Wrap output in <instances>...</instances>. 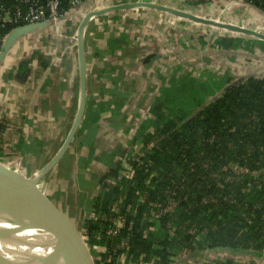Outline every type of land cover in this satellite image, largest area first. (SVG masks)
Listing matches in <instances>:
<instances>
[{
	"label": "crops",
	"instance_id": "1",
	"mask_svg": "<svg viewBox=\"0 0 264 264\" xmlns=\"http://www.w3.org/2000/svg\"><path fill=\"white\" fill-rule=\"evenodd\" d=\"M189 2L194 1L184 5ZM229 2L195 0L193 6L237 4ZM125 3L130 0H86L55 23L18 34L0 61V124L6 127L0 133V166L12 176L32 179L25 185L34 181L33 191L51 224L43 237L53 249L68 250L66 233L77 230L88 250L103 254V246L90 245L87 230L78 224L97 214L95 202L116 187L142 117L173 77L187 75L179 74L178 58L190 57L188 43L199 42L191 36L198 28L194 23L143 9L101 14L82 29L88 14ZM248 10L264 24L260 13ZM164 62L175 64L174 74L167 76ZM115 167L119 170L103 181ZM122 201L118 195L111 212L120 210ZM170 254V264L215 259L207 251ZM225 256L238 264H264V255Z\"/></svg>",
	"mask_w": 264,
	"mask_h": 264
},
{
	"label": "trees",
	"instance_id": "2",
	"mask_svg": "<svg viewBox=\"0 0 264 264\" xmlns=\"http://www.w3.org/2000/svg\"><path fill=\"white\" fill-rule=\"evenodd\" d=\"M32 1L44 5L47 0ZM70 1L60 0L61 15L70 12ZM245 1L264 13V0ZM17 2L3 0L0 7L13 9ZM19 7L27 11L26 5ZM25 26L15 18L0 24V50L11 34ZM256 40V45L264 46ZM241 44L239 39L221 38L212 47L226 55L242 49L252 52ZM163 92L142 117L138 138H133L142 149L126 159L129 178L94 204L97 214L114 216L111 205L122 195L119 214L125 229L109 239L104 235L106 224L101 229L85 225L88 243L108 251L96 256L97 264H113V252L126 253L136 263L155 256L156 264H170L171 251H207L215 257L208 264H238L225 256L229 253L262 257L264 76L173 77ZM5 129L0 124V133ZM118 170L113 168L102 180L107 182ZM143 218H155L157 224L141 225ZM116 244L126 247L116 249Z\"/></svg>",
	"mask_w": 264,
	"mask_h": 264
},
{
	"label": "water",
	"instance_id": "3",
	"mask_svg": "<svg viewBox=\"0 0 264 264\" xmlns=\"http://www.w3.org/2000/svg\"><path fill=\"white\" fill-rule=\"evenodd\" d=\"M131 9L156 10L173 17L217 26L232 33H240L264 41V34L252 30L221 23L217 25L213 21L200 19L189 12L185 13L163 5L141 2L115 5L98 12H92L85 18L82 29L90 20L101 14ZM38 25L25 26L11 34L0 50V61L18 34L28 29H34ZM80 35L82 36V34ZM81 56H83L82 53ZM29 180L32 179L22 180L17 176H12L0 166V248L7 264H61L56 253L61 256L63 264H97L96 256L83 244L84 238L77 230L66 233V237L71 240L69 244L65 242L68 250L61 247H56L55 251L48 249L43 235L47 233V228L51 224L33 191L34 181L28 186H24Z\"/></svg>",
	"mask_w": 264,
	"mask_h": 264
},
{
	"label": "rangeland",
	"instance_id": "4",
	"mask_svg": "<svg viewBox=\"0 0 264 264\" xmlns=\"http://www.w3.org/2000/svg\"><path fill=\"white\" fill-rule=\"evenodd\" d=\"M113 1L115 2L117 0H113ZM139 1L155 3L157 5H160L161 3H165V4H168L167 7H170L172 9H175L181 12H185V11H189L190 9H193V11L190 13L199 17L200 19L202 18L208 21L209 19L210 21L214 20L213 22L217 25H219L218 22H220L225 25H231V26H236V27L243 26L245 28H250L252 30H258V33L264 34V25L258 23L259 21L255 19L254 14L250 13L248 8L245 6H242L241 3L240 4L239 3L237 4L227 3L225 5L220 4L214 7H212L211 5L210 6L202 5V8L201 7L189 8L187 4L184 5V1L186 2L187 0H178V1H174V3L172 2V0H149V1L130 0V3H135ZM188 1L195 2V0H188ZM107 2H112V0H106V3ZM138 10L140 11V9H137V11ZM143 12L144 13L146 12L155 13L157 11L150 10V9H143ZM157 13H159L157 15H159L160 17H166V18L171 17L172 18V16H170L169 14H165L160 11H158ZM175 20H178V19H175ZM178 21H180V23H190V20H178ZM194 23H198V22H194ZM198 24H200L201 26L200 25L196 26L199 29L195 28V30L192 31L193 34H191V36L192 38H195L199 42L192 43L190 41L188 43V47L186 49L187 50L189 49V51H191V52H188L190 57L188 55L183 54V55H180L178 58L179 66L181 68L180 73H179L180 75L187 74V75H190L191 77L198 78V77H201L203 73H208V74L213 73L218 76H222L226 73L233 79H239V78L248 76V74L251 72H254L255 74L256 71H253L254 69H256L257 71L259 69L264 70V49H263L264 46L262 47L261 45L259 46L256 45L255 43H257V40L255 38H251L248 35L243 36L240 33H232V32L229 33V30L219 28L217 26L205 25L206 27H204L202 26L204 24L202 23H198ZM201 29H203V31H201ZM231 37L235 39H239L243 47L249 46L248 49H251L250 51L252 52L251 53L244 52V50L242 49V50H239L238 52L230 51L229 53L232 52L233 54L227 53L228 55H226L223 53L221 48L212 47L214 41L221 39V38H231ZM193 45H194V49L192 48ZM203 46L207 49L206 52L203 50ZM188 57H189V60H188ZM205 59H207L208 61ZM164 64L166 65V68H167V71H166L167 76L175 73L174 63L164 62ZM159 96L160 95L158 94L156 97H159ZM141 149H142L141 145H138V144L136 145L132 143V145H130L126 149V152L127 154L129 153L128 155L130 157H135L141 152ZM2 152L4 151L0 143V153ZM86 223L87 222L83 220L79 222L78 224L79 228L82 229L83 226L85 227ZM45 242L49 250H55L53 248H50L52 247V243H51L52 241L45 240ZM50 252H53V251H50ZM47 253H49V251H47ZM173 253H175V251H173ZM56 255L60 263L63 264L61 256L58 253H56ZM94 256L96 255L94 254ZM180 256H182V254ZM140 263H143V262H140Z\"/></svg>",
	"mask_w": 264,
	"mask_h": 264
},
{
	"label": "built area",
	"instance_id": "5",
	"mask_svg": "<svg viewBox=\"0 0 264 264\" xmlns=\"http://www.w3.org/2000/svg\"><path fill=\"white\" fill-rule=\"evenodd\" d=\"M2 1L3 0H0V3ZM17 1H18L17 2L18 6L14 7L13 9L12 8H6V7H0V24L10 23L12 21V18H15L17 20L18 19L23 20L27 26H35V25H38L39 23H44V22L55 23L60 18L64 17L63 15L60 14V4H61L60 0H47L44 5L38 4L32 0H17ZM84 1H86V0H71L70 1L71 10L70 11L77 9V7L79 5H81ZM226 1H230L229 3H241L243 6L250 8V9H253V10L257 11L258 13H260L261 15L264 16V13H262L259 10H256L253 6H251L245 0H226ZM20 5H26L27 6V11L25 13H24V11L23 12L21 11V9L19 7ZM113 6H115V5H112L110 7H113ZM110 7H107V8H110ZM102 10H104V8ZM172 18H175L178 20H185V19H181V18H177V17H173V16H172ZM209 21H210V19H209ZM190 23L193 24L194 22L190 21ZM258 23H260V22H258ZM218 24H220V22H218ZM221 24H223V23H221ZM260 24H262V23H260ZM194 25L199 26V24H196V23H194ZM238 27L243 28V29L252 30L250 28H244L241 26H238ZM252 31H255L258 33V30H252ZM229 33H230V31H229ZM254 70H256V69H254ZM248 75L264 76V70L259 69L258 71H256L255 74H252V72H251ZM130 174H131V170L128 167L122 169V171L119 173L117 180L116 181L113 180L114 184L118 185L119 184L118 182H122L123 179L129 178ZM113 181H111V182H113ZM112 213H114L115 215L114 216H106V215H99V214H95V213H90L85 217V221L87 222L86 224H88V223L94 224L95 226L99 227L100 229L102 228L103 225L106 224L108 226L107 230L104 232V235L106 236V238L112 239V238L119 237L121 231L123 229H125V222L121 219V216L119 214V210L114 209V210H112ZM147 223L155 226L157 224V219H155V218H149V219L143 218L141 225L147 224ZM149 230L152 231L153 229H149ZM99 234H101V233H99ZM124 247H126V246H124L123 244H116V249H124ZM101 251H103V254L108 253L107 248L105 246H103ZM112 257H114L113 258V260H114L113 264H156L157 263L156 261H158L157 257L152 256V257H150L149 261H146L143 263L131 262L128 260L126 253L116 255V252H113ZM96 261L100 262V260L97 257H96Z\"/></svg>",
	"mask_w": 264,
	"mask_h": 264
},
{
	"label": "bare ground",
	"instance_id": "6",
	"mask_svg": "<svg viewBox=\"0 0 264 264\" xmlns=\"http://www.w3.org/2000/svg\"><path fill=\"white\" fill-rule=\"evenodd\" d=\"M260 16L264 18L263 15L260 14ZM241 35H242V34H241ZM243 36H245V35H243ZM250 37H251V36H250ZM251 38H253V37H251ZM29 184H30V183H27L25 186H28ZM0 264H7V262H6V258H5V256H4L3 251L1 250V248H0Z\"/></svg>",
	"mask_w": 264,
	"mask_h": 264
}]
</instances>
